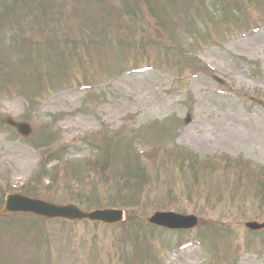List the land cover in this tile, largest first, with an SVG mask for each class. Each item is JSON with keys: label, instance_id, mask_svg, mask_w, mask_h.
<instances>
[{"label": "rangeland", "instance_id": "rangeland-1", "mask_svg": "<svg viewBox=\"0 0 264 264\" xmlns=\"http://www.w3.org/2000/svg\"><path fill=\"white\" fill-rule=\"evenodd\" d=\"M15 191L127 222L0 216V264H264V0H0V208ZM164 209L200 224H146Z\"/></svg>", "mask_w": 264, "mask_h": 264}, {"label": "water", "instance_id": "water-1", "mask_svg": "<svg viewBox=\"0 0 264 264\" xmlns=\"http://www.w3.org/2000/svg\"><path fill=\"white\" fill-rule=\"evenodd\" d=\"M6 122L18 130V132L24 134L27 132V125L22 123H16L13 120L6 119ZM30 212L36 215L40 216H48V217H54V216H61L65 217L67 219H77L78 216H86L91 219L98 218L103 216L107 212H93V213H84L80 210H78L73 205H66V206H60L57 204H53L51 202H41L38 200H34L31 198H28L26 196H23L21 194H12L7 196L6 204L4 205V208L1 210L2 214L9 213V212ZM168 216L174 218V220L178 223L180 226H192L196 223V219L194 217H181V216H175L169 214ZM162 224L169 225L166 221H162ZM247 226L252 229H258L264 227V224L259 225L256 223H247Z\"/></svg>", "mask_w": 264, "mask_h": 264}]
</instances>
